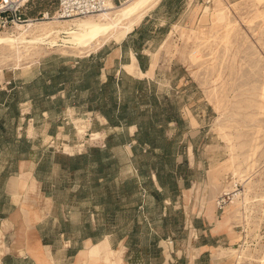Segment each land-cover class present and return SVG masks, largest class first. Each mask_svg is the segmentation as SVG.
Wrapping results in <instances>:
<instances>
[{"label":"rangeland","instance_id":"374dc122","mask_svg":"<svg viewBox=\"0 0 264 264\" xmlns=\"http://www.w3.org/2000/svg\"><path fill=\"white\" fill-rule=\"evenodd\" d=\"M54 1L37 0L34 10H53ZM123 1L115 0L113 4L121 5ZM161 1L158 8L145 14L151 16L146 30L156 31L152 48L159 65L153 93L158 95L159 103L150 98L140 106L148 105L151 113H158L157 125L163 123L160 106L166 107L164 115L171 119L184 112L185 118L171 126L174 129L169 128L168 122L164 128L166 135L172 131L171 136L176 139L172 153L176 156L179 152L186 159L176 177L184 183L181 197L178 198V193L172 197L154 194L151 191L154 182L143 176L139 177L143 180L138 198L132 193L115 203L114 193L119 191L116 180L96 185L95 171L79 169L67 173L59 168L66 161L54 155L82 153L108 141L110 157L117 159L111 170L118 174L115 179H123L131 173L136 175L133 167L144 168L145 161L159 157L156 149L133 151L123 141L125 136H119L123 128L98 127L97 119L87 120L72 112L54 115L52 120L46 117L35 128L26 117L23 126L26 128L28 124L27 130H21V134L25 132L37 141L42 157H55L52 167L45 166L42 170L47 180L41 183L43 191H51L55 201L52 217L57 219L58 228L76 239L78 234H91L97 240L104 232H112L114 237L125 236L132 263L142 264L156 257L161 238L173 237L179 247L185 245L188 229L184 225V211L188 218L192 217V211L194 215L204 213L226 225L227 232L211 250L210 264H264V0ZM216 9H222L226 18L218 21ZM170 30L173 32L168 37ZM143 34L141 40L145 38ZM122 39L103 44L102 57ZM89 54L80 57L70 50L53 48L24 56L19 64L14 60L0 61V87L6 81H15L11 86L15 91L13 100L17 101L40 90L52 70ZM87 67V62L81 63L82 69ZM37 104L47 107L48 102ZM14 105L12 113L16 111ZM60 108L61 105H56L53 110ZM10 120L6 118L4 128H10ZM56 123L61 126L56 127ZM6 133L5 138L10 130ZM1 152L4 155L13 152L6 140ZM92 155L97 157L94 152ZM187 157L196 160L189 165ZM92 164L93 161L88 162ZM171 168L166 163L160 171ZM219 195L230 198L223 209L215 206L214 200ZM137 204L135 211L132 207ZM194 219L198 224L200 218ZM132 223L140 226L133 229ZM171 232L176 237L169 236ZM193 233L192 237H197ZM154 237L155 248L150 243ZM46 238L54 239V234L47 231ZM205 262L203 259L202 263Z\"/></svg>","mask_w":264,"mask_h":264},{"label":"crops","instance_id":"0c3cea01","mask_svg":"<svg viewBox=\"0 0 264 264\" xmlns=\"http://www.w3.org/2000/svg\"><path fill=\"white\" fill-rule=\"evenodd\" d=\"M161 3L162 1L154 9L158 8ZM150 18L149 14L145 15L142 21L122 41L115 43L114 46L108 49L105 57H102V47L90 53V56L84 57L86 62L95 64L93 68V91L88 89L74 91L81 96L80 99L76 100L71 98V94L65 97V92L67 90L72 91L74 86L66 84L62 87L59 84L49 94L45 95L50 102L48 107L34 106L32 100L26 99V97L18 102L19 115L12 129V135L15 139L26 138L30 143V150L26 156L10 153L4 155L0 146V264H63L66 261L77 264L76 258L79 256L80 251L85 248V241L90 239L92 242H97L104 235H107L110 247L113 249L123 247L121 260L118 264H141L132 263L131 252L126 246L125 236L114 237L112 232H108L102 234L97 240L79 234L76 239L57 227L58 221L51 214L55 202L54 198L43 191L42 182L37 180L34 174L38 162L42 159V149H37V141L25 132L21 134V130H27L28 124L26 128L23 126V120L26 117L32 120L29 124L35 128L46 117L52 120L54 115L64 112H72L74 115L84 116L91 121L97 119L98 127H119L110 125L102 115V82L106 80L107 75L118 77L123 71L133 78L156 83L159 62L157 57L154 56L156 50L152 48L156 31L155 29L146 30ZM142 34L145 38L141 40ZM132 55L135 57L136 67L133 73H128L124 69V64L131 63ZM79 60L75 59L73 63L67 65L72 68L79 67ZM150 71L152 74H150ZM13 83L6 81V85L0 87V90L8 93ZM92 93L96 94L95 99L92 101L87 100V97H90ZM1 101L0 99V117L4 110ZM56 105H61L60 110H53ZM183 113L180 111L179 116L184 119ZM168 124L170 129H174V127L171 128L175 124L174 121H169ZM55 125L56 127L61 126L60 123ZM132 126L128 127L130 135L136 129L134 125ZM171 133L172 131L168 132L167 135L172 137ZM97 146L102 147V142ZM129 146L131 147V144ZM177 153L175 156L177 163L186 160L185 157H181V153ZM195 160V157H192V159L187 157L189 165ZM151 177L156 184L155 174L152 173ZM178 187V198H180L184 183L178 181ZM184 213L186 216L184 225L185 229H188L186 241L183 242L185 245L179 247L180 243L174 238V246L170 247L161 238V240H158L160 248L158 256L142 264H183L186 261L187 264H204L202 263L203 259H206L205 264H210L213 261L211 250L215 247L214 245L219 238L227 233L225 226L222 223H217L204 213L200 216L194 215L192 211L193 218H188L186 211ZM194 218H200L198 224H195ZM49 221L50 223H48ZM47 231L54 234V239L46 238ZM192 231H194L193 236L196 234L197 237H192ZM169 236L176 237L173 232ZM166 251L168 254H166Z\"/></svg>","mask_w":264,"mask_h":264},{"label":"trees","instance_id":"16d2710c","mask_svg":"<svg viewBox=\"0 0 264 264\" xmlns=\"http://www.w3.org/2000/svg\"><path fill=\"white\" fill-rule=\"evenodd\" d=\"M90 56V54L88 55ZM138 58V56L136 55ZM79 60V59H78ZM84 59L79 60V67H70L67 64L61 65L56 70H52V72L48 75L44 82L41 83V89L36 90L33 94L22 96L18 98L17 101L13 100V93L15 91L10 89L8 93H4V91L0 90V99L3 102V113L0 117V146L3 147V143L5 140L12 147V154H16L18 156H26L30 150L29 141L20 137L15 139L12 135V129L16 124L19 111H18V102L20 99L26 97V99H31L34 106H38V101L45 100L50 104L49 99L45 97V95L49 94L53 89H55L59 84L63 87L66 84H70L74 86L71 90H67L65 92V97L71 94V98L79 99V93H75L74 91L78 90H92L94 88L93 84V73H94V63L87 62V68L82 69L81 63H84ZM76 74V75H75ZM75 75V76H74ZM38 79V77H37ZM35 79V82L37 81ZM154 82L147 81L145 79H136L125 72L121 71L118 77L113 75H107V78L104 82H102V115L106 118L108 123L112 126H119L124 129L122 133H119V136H125L123 141L131 144V148L135 151L136 148H141L145 150H157L158 156L153 160L145 161L144 168L138 167L134 171L137 172L136 175L131 173L130 176H126L125 178H119L117 172L111 170V166L116 162V157H110L111 151L110 143L108 141L104 142V145L97 147H89L82 153L72 154V155H63L56 154V158L63 159L66 163H62L60 165V169H63L65 172H74L76 170H82L83 172L89 170L95 171L93 175V183L96 185H100L106 183L110 180H116L118 184L119 191L114 194V202H120L122 196H127L129 194L135 193L134 198L139 197L140 189V178L146 177V180L150 182L153 180L151 175L155 174L156 184L154 183L151 191L156 195H163V197H172L174 194L178 193V181L177 175L179 173V168L181 167L184 161L176 162L175 155L173 152V147L175 148L176 139L172 136L169 137L164 132V128L167 122L174 121L178 124L181 118L172 117L165 114L166 107L160 106V119L163 121L162 125H157L156 122L159 118H157V112L151 113L149 111L150 107L148 105L140 106V103L147 104L150 98H153L155 103H159L158 95H154L153 86ZM72 92V93H71ZM96 97V94L92 93L90 97H87V100L92 101ZM15 108V112H11V108ZM47 105V107H48ZM44 107V106H38ZM142 116H145L144 119ZM7 119L13 118V121H9L10 128H4V121ZM8 122V121H7ZM134 125L136 127L135 131L132 135H127V128L129 126ZM167 127V126H166ZM10 130V134L8 136L6 131ZM124 143V142H123ZM15 147V148H14ZM96 153L97 157H93L92 153ZM172 153V154H171ZM134 155V153H132ZM168 154H171V157H166ZM55 157H42V159L38 162L35 168V177L37 180L44 182L47 180V176L43 175L42 170L47 167H52L53 159ZM134 159L135 157H131ZM93 161L92 165H88V162ZM169 163V166L173 168L164 169L160 171L163 166ZM66 164V165H65ZM140 177V178H139ZM167 190H170V194H167ZM48 195H52V192H47ZM73 194V193H71ZM118 197V198H117ZM139 204L132 207L135 211H138ZM142 207V205H141ZM105 210V209H103ZM117 210V206L115 207ZM133 229L140 226L139 223H132ZM132 229V230H133ZM64 231V230H62ZM65 232V231H64ZM108 233V232H104ZM88 236L92 238L91 234L82 235ZM122 237V236H119ZM130 237V236H129ZM157 240L154 237V241L150 243L155 248V241ZM158 244V243H157ZM126 246L129 249V244L126 241ZM130 251V249H129ZM160 248L156 249V256H158ZM131 252V251H130ZM149 260V259H148ZM147 260V261H148ZM145 261V262H147Z\"/></svg>","mask_w":264,"mask_h":264},{"label":"bare ground","instance_id":"6f19581e","mask_svg":"<svg viewBox=\"0 0 264 264\" xmlns=\"http://www.w3.org/2000/svg\"><path fill=\"white\" fill-rule=\"evenodd\" d=\"M160 1L125 0L121 5L109 3L106 10L95 16L48 19L30 22L27 25L16 24L12 31L0 32V61L5 63L14 60L15 64H19L24 56L36 53L37 50L45 53L53 48L64 51L70 50L80 57L87 55L109 40H121ZM216 10L218 21L226 18V14L222 9ZM172 32L170 30L168 37ZM62 33L65 35L61 36ZM167 39L163 42L166 43ZM153 63L155 62L153 61ZM135 67L136 60L132 55L131 63L124 64V69L128 73H133ZM150 74H152L151 71ZM188 152L189 156H192L191 146L188 147ZM122 250V246L118 249L110 247L107 235H104L97 242L87 239L85 248L80 251L79 256L76 258V263L118 264L121 260Z\"/></svg>","mask_w":264,"mask_h":264},{"label":"built area","instance_id":"2783aa9c","mask_svg":"<svg viewBox=\"0 0 264 264\" xmlns=\"http://www.w3.org/2000/svg\"><path fill=\"white\" fill-rule=\"evenodd\" d=\"M115 0H55L53 10L39 8L34 10L37 0H0V32L13 28L16 24L27 25L30 22L48 19H71L95 16L106 10ZM229 199L219 195L214 200L218 209H223ZM162 241L172 247L173 237Z\"/></svg>","mask_w":264,"mask_h":264}]
</instances>
